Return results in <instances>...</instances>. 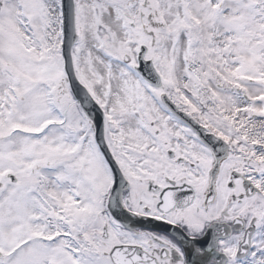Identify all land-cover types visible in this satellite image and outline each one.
<instances>
[{"label":"snow or ice","instance_id":"obj_1","mask_svg":"<svg viewBox=\"0 0 264 264\" xmlns=\"http://www.w3.org/2000/svg\"><path fill=\"white\" fill-rule=\"evenodd\" d=\"M0 264H264V0H0Z\"/></svg>","mask_w":264,"mask_h":264}]
</instances>
